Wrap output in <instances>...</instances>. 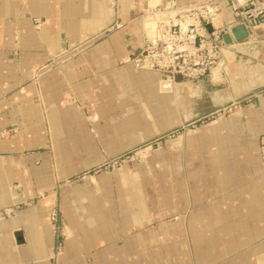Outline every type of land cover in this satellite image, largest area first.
I'll return each instance as SVG.
<instances>
[{
    "label": "crops",
    "instance_id": "1",
    "mask_svg": "<svg viewBox=\"0 0 264 264\" xmlns=\"http://www.w3.org/2000/svg\"><path fill=\"white\" fill-rule=\"evenodd\" d=\"M167 1L0 0V211L15 210L0 264H264V25L205 81L164 89L129 58ZM218 1L230 31L239 19Z\"/></svg>",
    "mask_w": 264,
    "mask_h": 264
},
{
    "label": "built area",
    "instance_id": "2",
    "mask_svg": "<svg viewBox=\"0 0 264 264\" xmlns=\"http://www.w3.org/2000/svg\"><path fill=\"white\" fill-rule=\"evenodd\" d=\"M226 7L248 31L251 27L264 25V0H227ZM222 11L218 0L183 9L177 7L174 0H169L152 8L145 17L142 46L130 56L129 62L137 70L159 73L170 83L179 79H208L223 59L226 45L223 35L231 32L215 26ZM208 26L212 27V32ZM226 110L227 107L211 115ZM260 156L264 163V136L260 138ZM14 212V209L0 211V221Z\"/></svg>",
    "mask_w": 264,
    "mask_h": 264
},
{
    "label": "rangeland",
    "instance_id": "3",
    "mask_svg": "<svg viewBox=\"0 0 264 264\" xmlns=\"http://www.w3.org/2000/svg\"><path fill=\"white\" fill-rule=\"evenodd\" d=\"M215 111L216 110H214L212 112H215ZM235 111H236V106L232 105V106H227V110L221 114H215L212 116L211 115L212 112L208 113L207 115H205L201 118H198L196 120L191 121L190 123H188L186 125H183L180 129L174 130L173 132H171L166 137L159 139L158 142H156V143H163L164 141H166L168 139H172L178 135H182V134L188 135L192 131H194L195 129H197L201 126H204L209 122L220 120L221 118L225 119V118L230 117L233 113H235ZM156 143L153 142V143H149V144H146L144 146H141L138 149H136L135 151L129 153L128 155L121 157V159L112 161L110 163H106L105 165H103L101 168L97 169L93 173L113 170L114 168L122 167L123 165H125L126 163H128L130 161H140L143 158H147L152 154L153 145Z\"/></svg>",
    "mask_w": 264,
    "mask_h": 264
},
{
    "label": "water",
    "instance_id": "4",
    "mask_svg": "<svg viewBox=\"0 0 264 264\" xmlns=\"http://www.w3.org/2000/svg\"><path fill=\"white\" fill-rule=\"evenodd\" d=\"M252 25L254 26V23L252 22ZM209 31H213L211 26H208ZM249 37V31L247 30L246 26L244 24H241L234 29L231 30V32H227L223 35V40L226 45H231L233 41L241 42L246 40ZM205 81V79H203Z\"/></svg>",
    "mask_w": 264,
    "mask_h": 264
},
{
    "label": "bare ground",
    "instance_id": "5",
    "mask_svg": "<svg viewBox=\"0 0 264 264\" xmlns=\"http://www.w3.org/2000/svg\"><path fill=\"white\" fill-rule=\"evenodd\" d=\"M219 22H220V21H219L218 18H217V19L215 20V25L218 26V25H219ZM147 26H148V24H147ZM258 26H262V25H257V27H258ZM223 52H224V50H223ZM163 84L165 85V86L163 87L164 89H170V88L172 87V86H171L172 83H170V82H168V81H165V82L163 81ZM165 91H167V90H165Z\"/></svg>",
    "mask_w": 264,
    "mask_h": 264
}]
</instances>
